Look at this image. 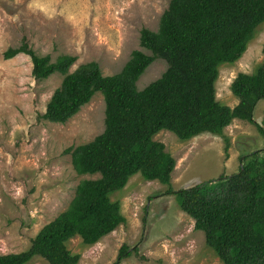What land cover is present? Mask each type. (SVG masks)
Returning a JSON list of instances; mask_svg holds the SVG:
<instances>
[{
    "label": "trees",
    "instance_id": "16d2710c",
    "mask_svg": "<svg viewBox=\"0 0 264 264\" xmlns=\"http://www.w3.org/2000/svg\"><path fill=\"white\" fill-rule=\"evenodd\" d=\"M264 24V0H171L156 32L142 29V50L133 51L122 71L103 76L95 62L70 69L74 56H39L24 43L5 52L10 60L28 55L38 81L62 75L63 81L42 118L64 125L101 93L105 101V129L92 142L68 149L83 180L63 213L45 225L20 254L0 256V264H30L40 257L49 264H78L67 243L78 237L93 246L126 223L112 196L140 175L168 187L180 210L205 235L206 245L223 264H264V151L241 154L238 172L175 191L171 186L176 161L164 144L154 141L162 131L180 141L200 135L222 137L233 121L254 125L257 104L264 101V58L254 74L240 73L231 84L238 104L230 108L217 100L216 82L223 65H234L245 54L256 30ZM264 55V44L262 48ZM158 59L168 65L157 81L143 90L137 82ZM124 245L114 264L132 254Z\"/></svg>",
    "mask_w": 264,
    "mask_h": 264
},
{
    "label": "rangeland",
    "instance_id": "374dc122",
    "mask_svg": "<svg viewBox=\"0 0 264 264\" xmlns=\"http://www.w3.org/2000/svg\"><path fill=\"white\" fill-rule=\"evenodd\" d=\"M171 0H0V256L29 249L41 229L68 209L83 180L73 169L68 149L92 142L105 129L101 93L68 123L42 118L63 76L38 81L28 55L6 60L4 54L27 44L39 56H74L70 69L95 62L103 76L120 73L133 51L142 50V29L156 32ZM264 24L256 30L247 51L234 65H223L216 82L217 100L234 108L238 99L231 84L240 73L254 74L263 62ZM146 54L148 51L142 50ZM156 60L137 82L145 89L166 72ZM255 122L264 130V101L257 104ZM223 138L210 134L182 142L162 131L154 141L164 144L176 161L171 175L175 191L238 172L241 154L264 151V137L249 123L235 120ZM168 187L140 175L112 196L126 223L93 246L78 237L67 243L78 264H114L122 246L132 249L120 264H223L206 245L205 235L180 210ZM30 264H49L36 257Z\"/></svg>",
    "mask_w": 264,
    "mask_h": 264
}]
</instances>
